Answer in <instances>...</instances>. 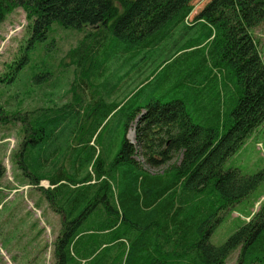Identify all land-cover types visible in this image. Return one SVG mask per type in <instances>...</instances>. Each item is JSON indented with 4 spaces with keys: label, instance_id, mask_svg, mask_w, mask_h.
<instances>
[{
    "label": "trees",
    "instance_id": "1",
    "mask_svg": "<svg viewBox=\"0 0 264 264\" xmlns=\"http://www.w3.org/2000/svg\"><path fill=\"white\" fill-rule=\"evenodd\" d=\"M193 1L0 0V23L20 9L31 42L53 23L83 34L59 59L65 104L19 112L0 96V125L22 135L16 166L59 219L54 264H225L236 249L235 264H264V203L209 243L264 179L221 169L264 120L249 35L264 0H209L189 25Z\"/></svg>",
    "mask_w": 264,
    "mask_h": 264
},
{
    "label": "rangeland",
    "instance_id": "2",
    "mask_svg": "<svg viewBox=\"0 0 264 264\" xmlns=\"http://www.w3.org/2000/svg\"><path fill=\"white\" fill-rule=\"evenodd\" d=\"M208 1L192 2V11L186 19L189 25ZM29 23L20 9L10 12L0 23V96L5 110L13 109L16 100H21L19 112H26L40 107L57 108L70 98L66 80L69 74L65 75L59 59L66 57L65 53L83 34L63 30L53 23L45 41L31 42ZM249 35L264 65V22L250 29ZM133 128L134 125L126 134L131 143ZM21 142L18 124L0 125V164L4 168L0 178V264H54L52 243L59 219L51 215L42 195L28 185V179L16 166L14 155ZM136 161L148 174L163 168L152 169L140 159ZM231 168L238 169L241 175L264 171V120L221 166L223 171ZM39 186L45 188L47 183L41 180ZM263 203L264 179L246 199L222 216L209 236V243L221 245ZM237 251L229 255L225 264H235Z\"/></svg>",
    "mask_w": 264,
    "mask_h": 264
},
{
    "label": "crops",
    "instance_id": "3",
    "mask_svg": "<svg viewBox=\"0 0 264 264\" xmlns=\"http://www.w3.org/2000/svg\"><path fill=\"white\" fill-rule=\"evenodd\" d=\"M51 215H53L54 213L52 211H50Z\"/></svg>",
    "mask_w": 264,
    "mask_h": 264
}]
</instances>
